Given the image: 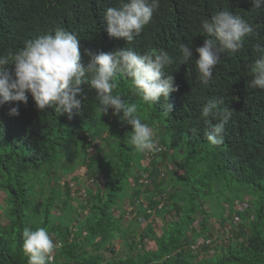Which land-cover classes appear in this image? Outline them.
Wrapping results in <instances>:
<instances>
[{
    "label": "trees",
    "instance_id": "16d2710c",
    "mask_svg": "<svg viewBox=\"0 0 264 264\" xmlns=\"http://www.w3.org/2000/svg\"><path fill=\"white\" fill-rule=\"evenodd\" d=\"M116 6L118 0H0V54H14L26 40L63 27L79 39L84 64L89 61L86 50L167 51L173 63L164 71L174 76L178 86L169 94L172 110L167 113L162 97L155 104H145L131 92L129 77L116 76L114 91L135 104L142 122L155 130L161 149L155 153H139L128 143L131 126L111 109L102 114L95 90L88 84L80 86L78 98L83 102L71 118L52 108L39 110L27 92L26 103L0 107V191L6 194L8 206V226L0 223V264H27L22 251L26 227H45L52 236L56 247L51 264H264V90L248 86L249 66L260 55L256 45H264V7L253 9L250 0H160L151 22L129 43L107 33L104 13ZM220 10L241 16L254 31L238 52L220 54L212 82L204 87L196 79L195 48L207 38L201 20ZM182 43L192 45L188 62L179 51ZM214 96L222 98V109L233 111L224 142L216 147L208 144L207 125L200 116L202 106ZM16 106L19 115L9 116L8 110ZM169 146L183 154L173 160L176 174L165 175L156 160L162 163L169 158L162 151ZM148 154L154 155L149 167H144ZM83 167L97 186L88 185L80 197L84 203L78 207L84 215L74 205L76 196L67 179H74ZM64 176L66 191L61 192L58 186ZM45 180L49 185L55 181L50 186L53 193L38 198L45 194ZM212 193L217 199H209ZM208 199L215 202L216 212L228 208L243 221L230 217L239 231L225 242L218 241L220 250L208 246L194 254L191 244L209 230ZM244 199L249 208L238 211ZM125 201L136 214L126 228L124 216L113 214ZM171 214L176 217L169 218ZM73 215L77 221L72 224ZM200 216L203 222L197 230L194 225ZM141 219L147 225L139 234ZM147 240L155 243V250L147 249ZM114 241L126 251L117 252Z\"/></svg>",
    "mask_w": 264,
    "mask_h": 264
},
{
    "label": "clouds",
    "instance_id": "9594fccd",
    "mask_svg": "<svg viewBox=\"0 0 264 264\" xmlns=\"http://www.w3.org/2000/svg\"><path fill=\"white\" fill-rule=\"evenodd\" d=\"M160 0H118V6L109 7L104 13L107 33L111 38H124L132 42L139 36L159 8ZM253 9L264 7V0H250ZM206 33L202 46L196 47L195 60L197 81L208 87L213 79V70L220 62L221 53H236L244 45L246 36L253 34V26L241 16L229 10H220L211 18L201 20ZM179 51L183 61L193 55L192 45L182 43ZM255 51L260 55L250 66L251 80L248 86L264 90V45L257 44ZM87 64L81 63L79 39L76 34L57 27L35 39L24 42L17 52L0 54V107L8 102H27L30 93L36 107L43 111L52 108L60 115L71 118L73 109H80L83 98L81 85L88 84L95 90L96 100L102 114L117 116L131 126L128 143L139 153L159 151L155 130L142 122L137 115V106L130 103L117 88L116 76L123 74L131 79V92L145 104H155L162 97L165 112L172 110L168 103L171 92L177 90L174 76L164 69L173 63V57L163 49H149L144 54L132 48L116 52L95 53L86 50ZM222 98L211 97L202 106L200 116L207 125L205 136L210 146L224 142L225 125L233 111L221 108ZM9 116H18L19 107H11ZM212 120L216 123L213 124ZM197 131V129H193ZM22 251L27 264H51L56 247L45 227L22 231Z\"/></svg>",
    "mask_w": 264,
    "mask_h": 264
},
{
    "label": "rangeland",
    "instance_id": "374dc122",
    "mask_svg": "<svg viewBox=\"0 0 264 264\" xmlns=\"http://www.w3.org/2000/svg\"><path fill=\"white\" fill-rule=\"evenodd\" d=\"M173 146V145H172ZM163 147L162 151L167 152L168 157L166 159H162V163H160L159 160H156V162L159 163V166H162V173L165 175H171V174H176V172L178 171L177 167L173 164V160L180 154H183V151L180 149H175L174 147ZM94 152V149L92 150L91 153ZM182 164V163H181ZM143 165L144 167H149L150 165V161L145 159L143 161ZM55 170H57L58 172H61L60 169L58 167H55ZM100 176V175H98ZM74 179L72 178H67L66 176L61 177L60 181H59V191L61 192H65L66 191V186H65V182L66 178L68 179V182L70 183V190L72 192L73 197H75L74 199V205L76 206V208L78 207V205H81V203H84L83 200H81V195L84 194L85 189H87L88 185L93 186L94 188H96V184L93 181V179L91 178V172H87V167H83L81 169H79L76 173L75 176H73ZM94 178H98L97 175H95ZM71 179V180H69ZM100 180V179H99ZM101 182V180H100ZM55 183V181H52V184L49 185L48 184V180H45V194L38 195V198H40L42 196L43 197H48L50 196L53 192H52V186ZM98 183V182H97ZM99 184V183H98ZM102 184V183H101ZM40 189V187H38ZM223 192V191H222ZM86 193V192H85ZM218 195H216V193H212L210 194V198L209 199H217ZM201 198L204 199L203 196H201ZM208 199V200H209ZM7 198H6V194L3 191H0V223L4 224L5 226H8V220L6 217V209H7V202H6ZM144 200V198H143ZM245 201L247 199H244ZM146 200H144L145 202ZM252 203L251 205H254L253 199L250 200ZM239 207V205L237 206ZM236 207V208H237ZM216 204L215 202L213 203L212 200H209V205L207 206V212L210 214L209 217V222H208V232L207 234H209L210 236L213 235V239H210V237L205 234L204 236H202L199 239V242H201L202 240L206 243L208 242H213V244L209 247L215 249V250H220L218 245V241L219 242H225L226 240H229L232 237H235V235L238 233L239 231V226H235L236 223L234 222V220H236L238 223H241L243 220L236 216V215H231L230 211L228 208H226L225 210H221L219 212H216ZM79 209V207H78ZM81 210V209H79ZM81 212V214L84 215V212L81 210L79 211ZM88 213V212H87ZM53 214L58 216L59 211L57 209H54ZM113 214L118 218L119 216L123 215L124 216V226L125 228L127 226L130 225L131 220L134 219L135 217V210L131 207L130 204L127 203V201H125L123 203L122 209L119 207H116L113 210ZM233 216V221L232 219H230V217ZM176 216L173 214H171L169 216V218H175ZM225 218V219H224ZM226 219H230V220H226ZM246 219V216H245ZM72 224L73 222L75 223L77 221V216L73 215L72 218ZM158 229L162 226V221L160 219H158ZM203 222V218L200 216L198 218V220L196 221L194 228H196L198 230V228L200 227V225ZM147 224L145 223V221L143 219H141V226L138 229L139 234L142 233V230H144V227ZM234 225V228H233ZM158 233H160V230H158ZM192 234V233H190ZM50 237L52 238V236L50 235ZM216 241V242H214ZM241 241H243L241 239ZM146 247L147 249H151V250H155L156 246L154 242L151 241H146ZM114 248L116 249L117 252L124 253L126 251V248H124L122 246V244L119 241H114L113 243ZM103 253L105 254L106 257H111V254L109 252H106L105 250H103Z\"/></svg>",
    "mask_w": 264,
    "mask_h": 264
},
{
    "label": "built area",
    "instance_id": "2783aa9c",
    "mask_svg": "<svg viewBox=\"0 0 264 264\" xmlns=\"http://www.w3.org/2000/svg\"><path fill=\"white\" fill-rule=\"evenodd\" d=\"M161 151V149H159ZM153 155L154 154H148L147 157H148V160L149 158H153ZM85 193V192H84ZM249 208V203L248 201H245L244 203H241L239 204V207H237L238 211H247V209ZM212 242H204L203 240L201 242H199V240H197L194 244L192 243L191 244V250H193V253L194 254H198L200 253L201 249L203 247H208V246H211ZM61 247V244H58V248Z\"/></svg>",
    "mask_w": 264,
    "mask_h": 264
}]
</instances>
